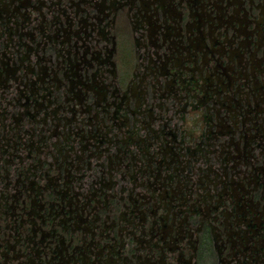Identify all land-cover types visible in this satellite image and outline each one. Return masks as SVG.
<instances>
[{"label": "rangeland", "instance_id": "374dc122", "mask_svg": "<svg viewBox=\"0 0 264 264\" xmlns=\"http://www.w3.org/2000/svg\"><path fill=\"white\" fill-rule=\"evenodd\" d=\"M259 5L262 6L258 7L255 9L254 12L252 13L254 16H252L254 19L258 20L261 16V12L263 9V20L260 21V24L262 25V28L255 29L257 30L255 32V35L253 38L250 37V33H242L241 36L238 38L232 37V33L228 35L227 38L224 37V30L223 29H218L214 33L212 37L207 36L206 41L207 43L209 42L210 38H215L221 36V39H224L226 43L224 44L223 48L221 51H223L221 54H215L214 58L215 61L213 64H206L202 60V56L200 55L198 62L196 63L197 69L202 70L207 67H215V66H222L224 69L218 67L215 71V76H214V82L216 83V78L220 79L221 78V73L224 71L226 72L229 77L227 78L230 79L233 73H235L234 77L238 76V74L241 77L240 82L231 80V85L226 89L223 90L222 93L217 94V100L216 101H221L223 103V100H225L226 106H229V104H232L234 111L232 109L231 116L232 119H228L225 121V125L230 126L232 125L233 120L238 122V125H240V122L244 119L247 118L245 128L248 129L247 133L249 136L252 135V133H255L257 130L253 128L254 125L262 126L264 128V2L263 0L260 2H256ZM17 4V3H15ZM247 5V4H245ZM237 7H239L238 4H236ZM234 7V6H233ZM246 9H249V6H246ZM12 16V15H11ZM84 17V16H83ZM81 18V16H80ZM16 22L17 21H22V17H18L19 20L16 18H13ZM65 15L60 16V20H63L65 23ZM127 16L124 14H121L117 20V22L113 25L112 31L108 34V39L109 43L108 46L109 48L112 47L113 55L111 58V62L114 65L109 67L110 70L102 74L100 72L95 73V68L91 66L90 70H88V75L91 76V74H94V83H96L105 95L102 97L104 98L103 101H100L101 99L94 100L95 102H90L89 100L85 101L83 99V95L85 92L92 94L90 90H86L83 84L76 83L75 88L73 89V93L76 94L77 96H74L73 100L69 102L68 104L63 106H58L59 113L58 117H61L63 115L62 109L65 107H72L75 109L76 114L79 111H84L83 115L85 116L87 120L84 121V125H86V122L89 123V126H85L82 131H86V133L89 132V136L93 135V126L95 124H101L105 130H110L111 135L114 132L116 134V139H117V144H103L102 149H104V153L102 157L99 159L101 169L107 171L109 169L108 167V155L116 153L118 157L120 158H131V159H138L141 157V152L137 151L136 148H124L121 149L119 148L118 144L121 143L123 139H125V129L124 125H120V128L113 129L112 127L109 129L108 127L112 125L109 121L107 122H102V115L97 112L99 110H105L107 109L108 112L112 115L113 113V108L118 104V100L121 98L120 94L121 93H126V99L129 100L128 102L132 105H137L138 109H142L143 113H148L152 118L154 117L155 113L151 112L153 110V105L156 107L157 112L165 108L164 110V115L170 117L174 111L178 108V104H183V100H180L179 96L173 94L175 91L173 88V85H168V90H166V85L165 84H159V79H161L162 83L165 77L161 76H156L153 67L157 63L155 60L153 61L152 65L148 66L149 64V58L150 54H155V47L151 48L149 38L145 35L140 36V23L135 24L133 26L132 24L130 25ZM133 19V17H132ZM134 20V19H133ZM132 21V20H131ZM135 22V21H134ZM133 23V22H132ZM27 24V23H26ZM244 23H242L243 25ZM103 25V24H102ZM128 25V26H127ZM257 25L256 22H251L249 23V26L246 28V30H253ZM8 26H10L12 33L15 31V23L12 22V18H10V23H8ZM136 29V31H134ZM208 29H206L207 31ZM245 30V29H244ZM10 31V32H11ZM262 31V32H261ZM5 33L0 34V62L3 63L5 61L4 66L6 67V72H3L0 74V99H1V94L4 95L5 99L3 101H6L10 98H13L17 100V97H19V104H25V96H27V92H24L23 95V89L20 91V94H17L18 86L21 87V85L26 81L23 72H26L29 74L30 81H34L32 77H36L37 75H31V71L26 69L27 66V61H24V66L20 68V63L16 61V59L12 56L11 54V49L12 48V41L9 43L11 47L7 44L6 47H4L3 42L6 41V37L4 35ZM246 34L250 37L247 38ZM2 35V36H1ZM115 35V37H114ZM199 36V35H197ZM15 37V36H14ZM135 37L137 38V48H135ZM134 38V39H133ZM17 37H15V40ZM233 39V41H232ZM250 39V40H249ZM14 40V39H13ZM23 41H26V43H31V40L27 39L26 37L22 38ZM186 40V38L184 39ZM243 40V43L247 48L248 52L244 58H241L239 61V56L236 54L238 51V46L241 45V41ZM252 41V46H249L247 42ZM29 41V42H27ZM115 42V43H114ZM105 45L104 42H100L98 46L95 48L96 50L102 49V47ZM114 45V47H113ZM243 45V46H244ZM38 52L37 55L39 57H43L45 55H50L51 51H47L44 53V48L42 44H40V47L37 48ZM36 49V51H37ZM149 49V50H148ZM73 50V49H72ZM149 51L150 53H146V51ZM220 51V52H221ZM230 51L233 52L234 56V62L228 63L226 62V55L230 54ZM169 52V51H168ZM4 53H6L7 56H3ZM164 52L161 51L160 54L162 55ZM170 53V52H169ZM75 55V52H74ZM72 53V56H74ZM27 56V54H26ZM74 60V58H72ZM160 62H164L163 59L158 60ZM75 62V61H74ZM250 62L253 63L254 66L249 65ZM34 63V62H33ZM227 63L229 64L228 68L226 67ZM47 68L46 70H42V72H46L52 77L51 71L52 67H54L51 63H43ZM1 65V64H0ZM158 66L164 67L162 63H159ZM259 66V67H258ZM3 67V66H2ZM32 64H30V68H32ZM86 66H83L85 68ZM74 68L76 69V74L78 73V76L80 80L82 79L84 69L82 68V64L74 65ZM182 69V67H180ZM212 69V68H211ZM259 69L262 70L263 72L259 73ZM178 70V69H177ZM162 73L166 72V68L161 69ZM204 71V74L207 73V69L202 70ZM213 72V69L211 70ZM8 73V74H7ZM247 76V77H245ZM173 78V76H169ZM57 78H60L63 80V76L61 73L57 74ZM76 80L79 78L78 77H73ZM195 78H198V74ZM166 81V77L164 79ZM216 80V81H215ZM225 80V81H227ZM241 81H248L247 87L242 89L240 92L237 91V88L241 85ZM169 84H171L170 79L167 80ZM47 83V82H46ZM93 82L89 81V85L92 84ZM227 83H229L227 81ZM199 84L203 85V80ZM83 85V86H82ZM215 87V86H213ZM8 89V90H7ZM3 90H7L6 92H3ZM166 90V91H165ZM115 91H118L120 94L116 93ZM248 91V93L246 92ZM179 95H182V92L179 91ZM175 96V97H174ZM42 97V96H41ZM39 97L42 102L43 100L45 101H50V108H55L53 104V95H45L43 96L44 98L42 99ZM101 97V96H100ZM120 97V98H119ZM174 97V99H173ZM60 98V97H59ZM58 99V97H57ZM180 100V102H179ZM215 100V99H214ZM83 101V102H82ZM237 104H236V102ZM153 103V105L151 104ZM178 104H177V103ZM7 103V102H6ZM2 104L0 105V112L3 113V107L7 106V104ZM45 103V102H44ZM96 105H99L96 107ZM224 105V104H223ZM220 105V106H223ZM236 105V106H235ZM12 106V105H11ZM105 106V108H101ZM159 107V108H157ZM101 108V109H100ZM219 105L216 107V109H219ZM148 109V110H147ZM149 109H152L149 111ZM88 110V111H87ZM66 111V110H65ZM214 111V110H213ZM225 109L214 111V112H220L219 116L223 117L225 114L223 113ZM242 113H241V112ZM249 111V112H247ZM17 112V111H16ZM12 113V116L16 118V120L11 122V119H5L2 122V116L0 117V125L4 126V131L6 130V125L7 129L10 126H15L23 123L25 124L24 127L28 128L31 127L29 123L26 121V117L21 119V115L18 116L19 114L17 113ZM222 112V113H221ZM235 112V113H234ZM238 112V113H237ZM237 113V114H236ZM239 114V115H238ZM241 114V115H240ZM1 115V114H0ZM159 115V114H158ZM66 119L70 122L71 114L67 111L65 112ZM162 116V115H161ZM79 115L75 116L74 118L76 123L72 122L70 125H68L70 130H73V127L78 128L79 124ZM95 117H99L98 120ZM84 118V117H82ZM24 119V120H23ZM139 119V118H138ZM157 119V118H154ZM237 119V120H236ZM149 121L148 119H146ZM160 120V116H159ZM216 120V119H215ZM22 121V122H21ZM66 120L62 122H58V125L62 127ZM147 121L140 122V119L138 121L139 125L143 126H149V128H152V136L149 138V142H151V148L156 147L157 145L155 144L156 141H160L162 138L158 136V130L157 127H159L158 123H151L152 125L148 124ZM203 120L200 118L198 122H202ZM145 123V124H143ZM198 124V123H197ZM224 125V126H225ZM148 128V129H149ZM31 129V128H30ZM67 128L66 130L69 131ZM139 129V126H138ZM112 130V131H111ZM147 130V129H146ZM118 131V133H116ZM32 132V131H31ZM30 131L28 133H31ZM72 133V132H71ZM138 133V131H137ZM29 134H24V140L28 138ZM33 142H39L37 134H33ZM32 135V136H33ZM139 137L141 135L142 142H144L143 138L145 136H148L147 132H140L138 133ZM88 136V137H89ZM8 137L10 136V133L8 134ZM58 136H51L50 141L44 143L41 147V152L37 155H34V157L37 160V164L35 165L34 162L32 161V157H28V151L21 152L20 151V157L24 158L26 160L23 161L22 166L24 165V169H29V165L31 161L34 164L33 168L34 170L32 171L33 174L37 176H46L39 184L40 188L39 191L37 192L36 190L32 191L31 183L32 181H36V178H33V175L31 174H26V176L30 177L29 181H27V184L29 183V187L31 189L26 191L23 186L20 187V192L21 196L20 199L18 200L19 207H21V203L25 201L27 196L31 197V200L34 198H37L38 200L35 201V211L36 215L46 209H50L48 207L49 201L48 198V192L46 190H50L53 188V185H56L55 188L58 190L60 189L62 193H68L65 191V188H63L64 185V179L58 178L63 175V167L58 166V160L61 157H58L53 159L54 156H58L57 149L54 145L55 141H58ZM152 137H156L157 140H153ZM257 138L261 139L260 134L256 135ZM44 138V136H43ZM15 138H11V141L9 144L14 142ZM92 137L87 139V142L90 143L87 145L90 146L92 143ZM127 139V138H126ZM232 139V137H231ZM235 140V139H234ZM254 140L258 141V139L254 138ZM253 140V141H254ZM225 141V140H224ZM157 142V143H158ZM235 142H237L235 140ZM40 143V142H39ZM40 144H38L39 146ZM73 155L71 156L67 155L68 157L66 159H70L68 162L72 165L69 174H76L77 170L79 173H77L78 177H80L79 180L73 181L72 183L77 185V188H73L75 193L78 194L80 193V196L77 195L79 201L83 200L84 202H81V205L77 211H74V216H79L82 222L78 224V229L73 232V237L74 240L73 243L70 246V233L68 232H63L62 227L58 226L56 228V234L50 235L51 234V227L49 225L47 226H41V217L39 216L36 219L34 217L36 216L35 214L31 217H29L27 214L24 215V219L30 220V218L34 219V223L25 224L24 226L20 227V222H21V215H22V210L21 209H10L9 213H6L4 215V219H0V223L2 227H8L6 230L8 236L7 241L8 243H5V245L10 248V251L8 252V259H5L2 256V251L0 252V264H40V259L44 261L49 260L51 258V255H56L57 253L59 255H64L63 262L64 264H75V260L69 257V255L72 253V249H75L77 247V255H81L82 259L86 260L85 264H108V261L110 262L109 264H141V263H149V264H228L231 260L238 261V258L243 260L245 263V260L250 258V253L251 251L248 250L246 252L242 247L241 250H243L244 254L246 257H242L241 254L236 256L234 258L233 255L229 254V250H231V245L232 243L226 244V236L223 235V229L225 228L226 224H230V222L236 218H242V212L239 209V214L235 213V209H231L229 207L230 203L234 202L235 196L233 195L230 198H223L226 199V202L224 206H226L223 209H206L207 207L201 208V209H193L194 212H201L202 214V219L204 220V216H206V212H210L209 216L205 217L207 218L206 220H209V222L213 223V219L216 216L218 221L214 224L213 228V236L212 239L209 235V232L207 230H200V217L198 216H193L195 219L191 218V215L188 216L187 213L185 212L186 209H153L148 212V216H142L141 213L138 210L132 209L129 205H127L126 200H131L128 196L127 193L123 194L122 197V204H118L116 208L111 203L109 200L105 199V196L102 195H96L95 197H91L90 194L92 192H87L80 188V180L81 175L84 170L80 167V164H77V161L71 160V158L80 155V152H78L79 147L77 144H73ZM11 147H8V150L6 153L2 155L0 152V162L4 160L5 158L9 157L12 153H16L15 147H13V144L10 145ZM61 146V147H60ZM60 149H63L62 144H60ZM211 144H207L205 147L199 146L198 150L195 149L194 146L189 147V151L193 157H197V153L201 151V149H210ZM3 148V146L1 145ZM210 147V148H209ZM240 152L241 153H247V149L243 147V144L241 143L238 145ZM14 148V149H13ZM215 145L212 144V150L215 149ZM262 148H264V144L262 145ZM262 148H255L252 149L248 156H250L251 161H248L249 166L244 169V173L248 172L251 170V167H256V168H261L264 170V150ZM249 149V148H248ZM1 150V149H0ZM129 151L130 154L129 155ZM249 151V150H248ZM63 152V150H62ZM50 154V155H49ZM115 154V155H116ZM220 155L221 153H217ZM143 155V153H142ZM88 156H92V151L88 150V154L84 155V160L88 161L90 158H87ZM212 156V154H211ZM186 157V156H185ZM184 158H181L182 161V173L184 174L185 172L187 173L186 177L190 179V181L193 183V190L196 192L198 197H202L200 192H203L204 190L200 187H204L205 184L203 181H206L208 179H213L212 178V171L206 172L203 168V164L201 163H193L195 166L193 167V174L189 175V168L190 166H185L186 160ZM221 157V156H220ZM87 158V159H85ZM199 158V157H198ZM188 161V160H187ZM3 162V161H2ZM91 165L95 164V160H90ZM190 163V161H188ZM229 164H236V161L233 160ZM1 166V164H0ZM16 166H13L10 168V166H7V169L9 170V174H12V177L14 176L13 168ZM192 167V166H191ZM241 167L239 166L237 169H240ZM7 169L5 171H7ZM203 169V173H199V170ZM213 169V166H212ZM242 170V169H241ZM1 167H0V204L1 205H13V202L15 201V198L13 197V191L14 189H7L4 181V172H5ZM256 172V171H255ZM26 173H29L26 171ZM88 173V172H85ZM258 177L250 178V179H243L242 182L244 184V187H241L239 182H235L234 187L236 188L235 191L244 193L242 196H239V198L244 199L245 204L253 205L255 208V211L257 212L256 214L252 213H246L244 215L245 219H253L254 226L253 228L247 229L244 227V225H239L234 228L227 229L226 232L229 230H232L233 232H240L238 236H243L244 232L248 231L245 234V237H249V245H253V241L251 240L252 237H257V233L250 237L252 235V232H254L257 229V223L258 220L254 219L253 216L257 217L258 214L264 213V196L263 198L260 197L261 195L260 191L259 193L256 191H252L257 189L256 180H263L264 176L260 174L262 173L260 170L257 172ZM136 174V172L134 173ZM214 175V172H213ZM183 178L185 179L186 177ZM260 176V178H259ZM86 183H91L92 178L99 179L98 175L96 174L95 171L86 174ZM122 177V176H120ZM136 183L137 187H139L140 179L138 175H136ZM119 178V177H118ZM243 178V175H242ZM12 182L15 180L14 178L10 179ZM51 182V185H49L48 189H44V187L47 185V181ZM217 181V180H216ZM218 184V182H216ZM84 182V180L82 181ZM147 182V181H146ZM16 182L13 183V185ZM222 184L224 181L221 182ZM84 184V183H83ZM249 185V186H248ZM98 186V185H96ZM14 187V186H13ZM34 188H38V184L33 186ZM99 187V186H98ZM173 187L175 186V183L173 184ZM222 185L218 184L217 189L216 188H208V185L206 184V192L203 194L205 196H208L209 194L212 195L213 192L212 190L216 191H221L222 190ZM180 190L185 188V183L181 182L179 184ZM242 188L245 192H242ZM252 188V189H251ZM88 189V188H87ZM261 189V186L259 187V190ZM70 191L72 188L69 189ZM139 190V189H138ZM249 190V192H248ZM141 191V190H139ZM2 192L4 194L2 195ZM256 194V195H255ZM8 195V196H7ZM209 195V196H210ZM241 195V194H239ZM87 196V197H86ZM259 196V197H258ZM3 197V198H2ZM93 201L88 202L91 198ZM136 197V196H133ZM90 198V199H89ZM223 198H221L220 204H223L225 201ZM194 202V197L191 198ZM205 199V198H203ZM29 202V201H27ZM131 202V201H130ZM201 203V201H199ZM199 202L196 203L197 206H199ZM126 203V204H124ZM209 205L212 207L215 202V198L212 197V201L207 202ZM241 204V202H239ZM108 205V206H107ZM110 205V206H109ZM257 207H256V206ZM2 209H5L3 208ZM44 207V209L39 210L40 207ZM204 205H201L200 207H203ZM231 206V205H230ZM71 208V207H70ZM31 211V209H28ZM67 209H64V212ZM75 210L73 207L70 209ZM154 210L156 212H154ZM182 210L183 212L181 214L178 213V211ZM238 210V209H237ZM134 211H137V215L133 214ZM155 213V214H154ZM230 213H233V215ZM177 214V215H176ZM8 215V216H7ZM42 215V214H40ZM8 218L6 219L5 218ZM64 217H68V214L66 213ZM151 217V218H150ZM264 218V214L262 216ZM163 222H166V226L162 231L161 229V224L159 222L160 219ZM150 219V220H149ZM185 219V220H184ZM79 222V219H77ZM150 221H153V225L150 223ZM16 222V223H15ZM218 223H225L224 225L218 224ZM250 227V225H248ZM45 227V231H49L48 234H43L44 238L43 242H41V236L40 232L41 229ZM76 228V227H75ZM21 229V230H20ZM34 229V232H33ZM86 230V231H85ZM160 231V232H159ZM20 234V236H19ZM153 234V236H152ZM155 234V235H154ZM22 237V238H20ZM261 237L264 239V231L261 234ZM233 238L237 240V236L233 235ZM232 238V239H233ZM5 239V238H4ZM20 239V240H19ZM49 239H52L54 242L49 244ZM263 245H264V240H263ZM153 244H155L156 247H152ZM29 246V247H28ZM196 246V247H195ZM228 246V249L226 248ZM53 249H56L53 251ZM199 249V250H198ZM69 250V251H68ZM235 250V249H234ZM234 250L232 252H234ZM264 250V247L262 248ZM257 253V252H255ZM254 253V254H255ZM47 255V256H46ZM237 258V259H236ZM259 259V263H257L255 260H252V262L257 263V264H264V255ZM7 260V261H6ZM56 261V260H55ZM163 262V263H162ZM44 263V262H43ZM77 264H80L78 262Z\"/></svg>", "mask_w": 264, "mask_h": 264}, {"label": "flooded vegetation", "instance_id": "af4514ba", "mask_svg": "<svg viewBox=\"0 0 264 264\" xmlns=\"http://www.w3.org/2000/svg\"><path fill=\"white\" fill-rule=\"evenodd\" d=\"M260 1L262 0H0V34L5 33L4 35L6 37V41L3 42V45L4 47H6L7 44L9 45V43H11L12 41L13 49H11V54L15 59L17 58L16 61L20 63V68L24 66V61H27V64L29 63V66H27L26 69L31 71L29 72L31 73V75H37L35 78L32 77L34 81H32L31 83L29 74L23 72V76L26 81L21 85V87L18 86V90L16 92L17 94H20L19 90L22 91V89L23 95L24 92H27V96H25V104H19V97H17V100L10 98L6 101H3L5 97L3 94H1L0 105L7 102V106L3 107V113L0 112V117L2 116V122L5 119H11V122L16 120V118L12 116V113H15L16 111V113L19 114L18 116L21 115V119L22 117L25 118L23 108L25 106L27 107L28 105H30L31 101H35V99L41 96V98L43 99V96L45 95H53L56 99L57 95H54V91L49 92L46 90L47 88H50L52 86H57V89L63 87L61 89V92H63L62 97L66 101L62 105L63 107L64 105H66V103L68 104L69 102H71L74 96H77L73 93V89L75 88L76 83L83 84L86 90H90L92 92V94L85 92V94L83 95V99L85 101L89 100L91 96L100 97L101 95H105V93L101 91V88L96 83H94V74L100 71H102L101 73L104 74L105 72L110 70L109 67L113 64L111 62L113 49L112 47L109 48L108 46V34L112 31L113 25L117 22L121 14L127 16V20L130 25L132 24L133 26H135V24L140 23V28L138 29V31L140 30L139 35L147 36L149 38L151 48L155 47V49H157L154 55H149L150 58L148 61V66L150 64L152 65L153 61L155 60L157 62L153 67L155 75L161 77L165 75L166 81L164 80L165 77H163V83L161 79H159V84H165L166 86L173 85V83L176 82L177 78L184 79L186 77H184V75H191L189 76V79L191 80H198L199 78L203 80V86H206L207 88L213 90V97H215L217 94L222 93L223 90H226L231 85V80H238L237 82H240L242 76L238 74V76L234 77L235 73H233L231 78L227 80L229 75H227L224 71L223 73H221L220 79L216 78L217 81L215 80V83V71L218 67L224 69L222 66H205L204 69H207V73L205 74L204 71H202L204 69H197L196 63L198 62L197 60H199L200 55L202 56V60L205 65H212L215 61L214 55L219 53L221 54L223 52L221 50L226 43L224 39H221L222 35H219V37L210 38L208 43L206 41V38L207 36L212 37L218 29L224 30L225 38H227L230 33H232L231 35L233 39L238 38L242 33L246 32L250 33V37L253 38L255 32L257 31L255 29L262 28L260 21L263 20V9L258 20L254 19L252 17L254 15L250 12H254L255 9L262 6V3L259 6L256 3ZM236 4H238L239 7H237ZM246 6H249V9H246ZM62 14L65 15V23L63 20H60V16ZM20 16L22 17L21 22H16L13 19L16 18L17 20H19L18 17ZM132 17L134 20L132 19ZM10 18H12V22L16 25L15 31L13 33L10 26H8V23H10ZM251 22L257 23V25H255L256 28H254L253 30H246V28L249 26V23ZM242 23L244 24L242 25ZM206 29L208 30L206 31ZM134 31H136V29H134ZM14 36L17 37L16 40ZM23 37H26L27 39H29V41L31 40V43H26V41H23ZM246 37L250 38L247 34ZM185 38L186 40H184ZM249 40L247 44L249 46H252V41ZM100 42H104L105 45L102 47V49L96 50L95 48ZM134 43L135 48H137L138 42L136 37ZM40 44H42L44 48V53H46L47 51H51L49 56L45 55L43 57H39V55H37V48L40 47ZM243 45L244 43L242 40L241 45L238 46L239 49L236 52V54L239 56V61L241 58H244L248 52L247 48H243L246 46ZM9 47H11V45H9ZM148 50L146 51V53H150ZM161 51L164 52L162 55L160 54ZM15 53H18V56H16ZM72 53L74 56H72ZM3 56H7L6 53H4ZM226 57V62H234L232 51H230V54H227ZM72 58H74V60ZM161 59H163L164 62L158 61ZM44 62L51 63L54 66L52 67L51 71L52 77H50L48 73L42 72V70H46L47 68L43 64ZM216 62L217 61H215V63ZM77 63L78 65L82 64L81 69H84V74L81 80L78 76V73L76 74V69L74 68V65H76ZM159 63H162L164 67L158 66ZM228 63L226 65L227 68L229 66ZM0 64V74H2L3 72H6L7 69L4 66L5 61L3 63L0 62ZM30 64H32V68H30ZM249 65L254 66L252 62H250ZM83 66L86 67L83 68ZM91 66L95 68V71L94 74L92 73L90 76L87 73L88 70H90ZM113 66L114 65H112V67ZM180 67H182V69ZM163 68H166V72L162 73L161 69ZM211 68L213 69V72L211 71ZM260 72L262 73L263 71L259 69V73ZM59 73L62 74L63 80L57 78V74ZM197 74L198 78H195ZM75 76L78 77L79 80L73 78ZM169 76H173V78ZM169 79L171 84L167 82V80ZM225 80H227L229 83H227V81ZM89 81L93 83L89 85ZM240 84L241 85L237 88L238 92L247 87L248 81H241ZM219 86L222 87V90L220 91L218 90ZM7 90H3V92H6ZM58 90L60 91V89ZM115 92L120 94L118 91ZM246 92L248 93V91ZM126 96V93H121V98L119 97V101H125ZM228 108L232 110L231 104L228 106ZM246 121L247 118L244 119L245 123ZM25 124L23 123L22 126L21 124L10 126L8 129L6 125L5 131L4 126L0 125V152L2 153V155L6 153L8 147H11V144H13V147H15L16 150V153H12L9 157L2 160L3 162L6 161L4 162V164L10 166V168L16 166L15 168H13V172L19 170L20 164H22L25 160L24 158L20 157V151H27V142H29V140L33 141L34 135L30 137L28 135V138L24 140V134H30L28 132H31L30 128H33L32 124L30 125V123L29 125L31 127L28 126V128H25ZM262 126H253V128L257 130L255 133H253L255 134L254 138L258 139V141L254 140V145L252 142H248L244 145V148L249 150V152H251L250 149L252 150L255 148H262V145L264 144V128ZM260 132H263L262 135L260 134ZM9 133L11 137H8ZM258 134H260L261 139L256 137V135ZM19 137H21L20 139L22 140L18 139ZM249 137L250 136H248L247 138ZM11 138L15 139L13 143L9 144ZM251 139L253 138L251 137ZM36 143L39 144V142H33L34 145ZM1 145L3 146V148L1 147ZM248 147H250V149H248ZM262 149L264 150V148ZM56 158L58 157H53V159L55 160ZM2 161L0 162V164L4 165ZM32 161L30 165H34ZM67 162L68 161L65 160V164ZM62 165L63 163L58 164V166L60 167ZM7 166L5 167L7 168ZM248 166L249 164L247 165V167ZM259 170L262 172L260 176H264V170L261 168L251 167V170L246 173H244L245 171L242 170L243 178H240V186L244 187V184L242 182L243 179L258 177L257 172ZM15 172V177H12V174L10 175L9 170L7 169V179L10 180L11 178H14L15 180L13 182L11 181V184H5V187L7 189H14L13 197L15 198V201L11 206H3L0 204V219L3 220L4 215H6V213H9L10 209H21L22 220L20 222V227H22L25 224H35L34 219L42 216L41 226L49 225L51 227V236L56 234V228L58 226L62 227L63 232L70 233L69 241L71 246L73 241L77 240H74L72 233L78 229V224L82 222L79 216H74V211H77V209L82 206L81 202H86L83 200H78L76 209L71 211V204H69V207L66 208L63 205L57 207L55 203L50 202L51 204L48 205L50 209L42 210L44 209V207L41 206L39 210L42 211H40L36 215L34 205L35 201L38 200L37 198L31 200V197L27 196L28 199L23 201V206L21 205V207H19L18 204L16 205L20 197H22L20 187H26V191H31V189L29 187V184L24 183L25 181H29L30 177L21 174L16 175ZM63 175L58 178L62 177L61 179H63ZM36 177H33L36 178V181H32L33 183H31V187L32 191L36 190L38 192L40 188L39 184H41L40 182L46 176L41 175ZM238 177H240L239 174ZM87 178L88 177H86V179ZM14 182L16 183L13 185ZM255 183L257 189L252 191H256V194L260 191L261 195L259 196L263 198L264 179L261 181L258 179L255 181ZM36 184H38V188L33 187ZM49 184L51 185V182ZM55 186L56 185H53L54 191H58L59 189L57 190ZM65 186L66 185L64 184L63 188H65ZM232 186L233 183H230L229 186H225L222 192L220 191L221 193L219 192L220 194H218H222L221 196H225V198H230L233 193H235L234 202L230 203L231 206L229 204L228 205L229 207H231V209H235L234 214H239L240 209L242 212V218H236L232 220L230 224L226 225L229 228H234L239 225H244V227H246L247 229L253 228V219L246 220L244 215H246V213H257L255 211V208L253 207L254 204H245L243 201L244 199L239 198V196H242L244 193L242 194L235 191V187L232 190ZM260 186L261 189L259 190ZM44 189H47L46 186L44 187ZM69 189L70 188H65V191L68 192ZM243 189L244 188L241 189L242 192H245ZM46 191L49 192L48 190ZM3 194L4 192H2V195ZM90 201L91 200H88V202ZM239 202H241V204H239ZM28 203H31V205H28ZM228 205L226 206L228 207ZM2 206L5 209H2ZM226 206H224V208ZM28 209H31V211H29ZM64 209L67 210L64 212ZM66 213L68 214V217H64ZM25 214H27L29 217H32L34 214L36 216L34 217V219L30 218V220H27L23 218ZM142 214V216H146V211H143ZM231 214L233 215V213H230V215ZM263 214L264 213L262 212L258 214L257 217L253 216L254 219L258 220V223L257 229L252 232V235H250V237L255 236L254 233H257L258 236L255 238H251V240L253 241V245L251 246L249 245V237H245V234L248 231H245L244 236L242 237L237 236V240L233 238L234 233L232 230L226 232V244L232 243L231 250H229L230 255H233L234 258L239 254H241L242 257H246L243 250H241V247L246 252H248V250L251 251L250 258L246 259L245 263L243 262L242 258H238V261L233 259L234 261L231 260L228 264L259 263V259L257 258H261L264 255V250H262V248L264 247L262 243L264 239L261 237V234L264 231V218L262 217ZM77 219H79V222L77 221ZM151 224L153 225L154 223ZM248 225H250V227ZM7 229V226L4 228L0 223V252L2 251L1 254L5 259H8V252L10 251V248L5 245V243H8L5 241H7L8 238L10 239L6 232ZM238 233L240 232H237V234ZM43 234L49 235V231L46 232L45 227L42 228L40 232L41 242H43L44 240V238L42 239V237H44ZM52 242L54 241L52 239H49V244H51ZM226 248L228 249V246ZM55 250L56 249H53V251ZM233 250L234 252H232ZM76 252L77 247H75V249H72V253L69 255V257L71 258L70 261H72L73 259L75 260V264H77L78 262H80V264H85L86 260L82 259L81 255H77ZM63 259L64 255H59L57 253L54 256L51 255V258H49L48 261L45 259L44 261L40 259V264H64ZM252 260H255L257 263L252 262Z\"/></svg>", "mask_w": 264, "mask_h": 264}, {"label": "trees", "instance_id": "16d2710c", "mask_svg": "<svg viewBox=\"0 0 264 264\" xmlns=\"http://www.w3.org/2000/svg\"><path fill=\"white\" fill-rule=\"evenodd\" d=\"M15 55L18 56V53H15ZM189 76L191 75H184V79L177 78L176 82L173 83V88L175 90L173 94H175L176 96L178 95L180 100H183V104H178L176 102L178 104V108L170 117L164 115L165 108L161 110L162 112H160V110H158L157 112V109L156 107H154L152 102L151 104L153 105V110L149 109V111L152 110L151 112L155 113L153 118L148 113H143L142 109H138L137 105L130 104L128 102L129 100H125L123 102H120L118 100V104L113 108L112 115L110 113H107V109H101L105 108V106L100 108L101 110L97 112V115L98 113L102 115V122L109 121L112 124L108 127L109 129L111 127L113 129H119L120 125H124L125 129H127V131H125L126 137L121 141V143L118 144V147L121 149L134 147L137 151L141 152V157L138 159V161L131 158H120L116 153L108 155L107 159L109 161V169L107 171L101 169L99 161L104 153V149H102V146L103 144L108 145L110 143L117 144L116 134L112 132L113 134L111 135L110 130H105L104 127L99 123L93 126V130H91L93 132L92 136H89L91 135L89 134V132L86 133V131H82L83 129L81 128L90 125L87 122L86 125H84V121H88V119H86L83 115L86 109H84L83 112L79 111L76 114L75 109L67 106L62 109L63 115L61 117H58L60 116L58 115V106H62L66 102L62 97L63 92H61V89L63 87L58 88L60 89V91L57 89V86H52L46 89L49 92L54 91V95H57L58 97V99H55V97H53V104L55 108L49 107L50 101L43 100L42 102H40L41 100L39 98L35 99V101H31L30 105H28L27 107L25 106L23 108V112L25 114L26 121L33 126V128L30 129L33 132L29 134V137L33 134H37L38 141L40 142L39 146L37 143L34 145L33 141L31 140L27 142L26 145H28V148L26 149L29 153L28 157L32 156V158H34L33 162L36 165L38 162L34 155H37L42 151L41 147L44 143L51 142V136H58V141L54 142L55 147L58 148L57 152L59 154L57 157H61L58 160V164L63 163V179L64 184L66 185L65 188H72V190H69L68 193H62L60 189L58 191H54V188H51L50 190H48L49 201L47 202L49 204H51L50 202L55 203L57 207L63 205L66 208H68L69 204H71V206L76 209L77 201L79 200L77 198V195L80 196V193H75L73 188H77V185L72 182L80 179V177H78L77 175V173L79 172L75 170L77 172L76 174H69L72 165L70 164V162L69 164L68 162L65 164V160H70L66 159L68 157L67 155H73V144L75 143L79 147L78 152H80V155L71 158V160L77 161V164L81 163L80 167L82 169H85H83L84 171L81 175L82 180H80V188L87 192H92V194H90L91 197L92 195L93 197H95L96 195L105 196V199L109 200L111 205H113L114 207L116 204L117 208L118 204H122L121 199L123 197V194H125L126 192L127 196L131 199L126 200L127 205H129L132 209L138 210L141 215H143V211H146L147 217H149L148 212L153 209H186L185 212L188 216L191 215L192 219H195V217H192V215L200 217V230H207L212 239L214 233V224L218 220L217 217L220 216H216L212 220V223L209 222V220H206L207 218H205L210 215V212H206L207 214L206 216H204L203 220L201 212H194L193 209H201L204 207H207L206 209H223V205L225 204L226 199L223 198L224 196H221L222 194H219L222 192L224 187L229 186L230 183H233V186L231 187V189L233 190L235 182H241L240 178H242L243 175V168H246L249 164L248 161H251L250 156L247 155L249 154V151L247 150V153H241L238 145L242 143L244 147V145L248 142H252L254 145L255 143L253 142V140L255 134L252 133V135L247 138L249 134L247 133L248 129L245 128L246 123L244 122V118L240 122V125H238V122L234 120L231 127L225 125L224 123L226 120L232 119L230 112L232 110L229 109L228 106H226V101L223 100L224 105L220 100L216 101L217 96L213 97V90L207 88L206 86H203L202 84H199L201 82L200 78L198 80H191L189 79ZM165 87L166 90L169 91L168 86ZM218 90H222V87L219 86ZM179 91L182 92V95H179ZM103 96L104 95H101V97H99L101 99L100 101L104 100V98H102ZM99 98L91 96L89 98V101L95 102L94 100H97ZM218 105L220 108L216 109ZM98 106L99 105H96V107ZM231 108L234 111L232 104ZM223 109H225V111L223 112L225 116L223 117L219 116L220 112H214L218 110L223 111ZM67 111L71 114V118H69L70 122L68 121V119H66L65 116V112ZM74 115L80 116L78 121V126L80 127L76 129L75 127H73V130H70L68 125H70V123L72 122L76 123V118H74ZM95 118L98 120L99 117ZM138 118L140 119L141 123L147 121L146 119H148L149 121L147 122L150 125H152L151 123L153 122L159 124V127H157L158 136L162 139L158 142L156 141V137H152V139L156 141V147L151 148V142L148 141L152 136V128H149V126L146 125L140 126L138 123ZM200 118L203 120L202 122H198ZM64 120H66L62 123L64 125L60 127L58 125V122H62ZM67 128L69 129V131L66 130ZM137 131L138 133L147 132L148 136H145L143 138L144 142H142L141 135L139 137ZM116 133H118V131ZM262 133L263 132H260L261 135ZM91 137L93 138L91 139L92 143L87 147V145L90 144L87 142V139ZM251 137L253 139H251ZM20 138L21 137H19L18 139ZM234 139L237 142H235ZM209 143L211 144V148L212 144L215 145L216 150L213 151L210 147V149H201V151L197 153V157H193L192 155L194 154H191V152L189 151L190 146H194L195 149L198 150L199 146L205 147ZM60 144H62L63 149H60ZM248 148L250 149V147ZM88 150L92 151V156H88L87 158L96 161V163L93 165H91L90 160H84V155L88 154ZM250 151L252 150L250 149ZM217 153L221 154L218 155ZM129 155H131L130 151ZM184 157L187 164L185 166H190L189 175L193 174V167L195 166V164L193 163L203 164V168H205L204 170H206V172L209 171V175L210 171H212L213 179L203 181L204 183L202 184H205V186L200 187L204 190L203 192H200L202 194L200 195L202 196L201 198L197 196L198 194L196 192H194L192 188L193 183L190 181V179H188L189 176L186 177L187 173L185 172L183 174L181 172L183 169L181 168V158ZM187 160L190 161V163H188ZM233 160L236 161V164H229ZM28 165L29 169H24V165L22 166V164H20L19 170L15 172L16 175L31 174L33 175V177H36L37 175L33 174L32 172L34 170L33 168H35L34 165H30L29 163ZM5 166L7 165L4 164L0 167L6 170L7 168ZM239 166L241 168L237 169ZM204 170H199V173H203ZM26 171H28L29 173H26ZM93 171L96 172L99 179L97 180L95 178H92L91 183L88 184L86 183V174ZM135 172L136 174H134ZM238 174L240 175V177H238ZM136 175L141 178L139 187H137L138 182L136 183ZM183 175H185V179L183 178ZM6 176L7 171L4 172V183L11 184V180H8ZM83 180L84 182H82ZM215 181L223 186L221 192L212 190V195L209 194L210 196H205L203 193L206 192V184L208 185V188L213 187L217 189L218 184L215 183ZM222 181H224L223 184L221 183ZM181 182L185 183V188L182 190H180L179 188V184ZM24 183L27 184V181H25ZM49 183L50 182L48 180L46 185L47 189L49 188ZM174 183L176 187H173ZM96 185H98L99 187ZM138 189L141 191H139ZM193 197L194 202L191 199ZM212 197L215 198L216 202L213 207L212 205L210 206L209 203H207L209 201H212ZM221 198L225 200L223 204H220ZM90 200L93 201L92 198ZM199 201H201V203ZM197 202H199V206L196 205ZM23 204L24 203L22 202L21 205L23 206ZM28 205H31V203H28ZM201 205L204 206L200 207ZM154 212L156 211L154 210ZM182 212V210L178 211L179 214H181ZM133 214L137 215V211H134ZM161 220L164 221L163 218L160 219V221ZM163 221L159 222L161 224L160 231L167 227L166 222ZM152 222L153 221H150V223ZM218 224L224 225L225 223ZM227 229L230 228L226 225L223 229L224 236ZM233 233L236 236H238L239 234H237V232ZM152 247H156L155 244H153ZM109 263L110 262L108 261V264Z\"/></svg>", "mask_w": 264, "mask_h": 264}]
</instances>
